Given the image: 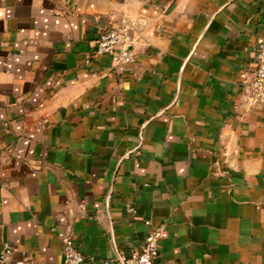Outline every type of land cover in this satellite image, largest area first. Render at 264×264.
<instances>
[{
	"label": "crops",
	"instance_id": "obj_1",
	"mask_svg": "<svg viewBox=\"0 0 264 264\" xmlns=\"http://www.w3.org/2000/svg\"><path fill=\"white\" fill-rule=\"evenodd\" d=\"M97 16L137 23L134 62ZM262 42L264 0H0V248L63 264L70 224L104 264L165 224L159 264H264Z\"/></svg>",
	"mask_w": 264,
	"mask_h": 264
},
{
	"label": "built area",
	"instance_id": "obj_2",
	"mask_svg": "<svg viewBox=\"0 0 264 264\" xmlns=\"http://www.w3.org/2000/svg\"><path fill=\"white\" fill-rule=\"evenodd\" d=\"M102 18H95L99 27L98 45L96 54H106L111 58L113 65H125L135 61L132 47L137 43V23L127 16H123L120 24L112 21L103 23ZM244 93L251 105H264V42L260 43L256 52V68L252 75L243 81ZM129 210L135 212L134 205L128 204ZM146 224L152 225L151 219H146ZM52 231L62 241L64 261L63 264H82L94 261L87 257L77 246L72 225L68 224L62 231ZM169 237V230L165 224L153 226L146 235L144 243L139 248L131 250L129 256L119 254L115 260H105L104 264L119 262L122 264H159L160 242ZM19 248L5 241L0 248V264H25V258L15 259Z\"/></svg>",
	"mask_w": 264,
	"mask_h": 264
}]
</instances>
